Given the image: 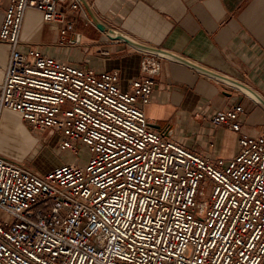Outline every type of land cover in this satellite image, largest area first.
<instances>
[{
	"label": "built area",
	"instance_id": "2783aa9c",
	"mask_svg": "<svg viewBox=\"0 0 264 264\" xmlns=\"http://www.w3.org/2000/svg\"><path fill=\"white\" fill-rule=\"evenodd\" d=\"M28 8L61 34L72 10L94 25L79 0H8L0 120L12 109L90 156L41 173L0 152V264H264V135L240 134L229 158L186 147L145 114L160 57L142 52V75L122 89L116 69L22 50ZM244 113L234 103L210 120L238 131Z\"/></svg>",
	"mask_w": 264,
	"mask_h": 264
},
{
	"label": "crops",
	"instance_id": "0c3cea01",
	"mask_svg": "<svg viewBox=\"0 0 264 264\" xmlns=\"http://www.w3.org/2000/svg\"><path fill=\"white\" fill-rule=\"evenodd\" d=\"M7 2L0 0V27ZM91 9L108 27L240 80L264 97V0H91ZM71 13L73 26L61 34L58 23L26 9L20 48L82 65L91 61L96 70L116 69L121 88L128 89L142 75V51L106 37L78 10ZM7 57L8 44L0 41V82ZM234 103L245 108L240 130L211 122L215 111ZM145 114L153 126L169 124L171 138L209 157L233 156L240 134L264 135V108L252 98L167 58H161Z\"/></svg>",
	"mask_w": 264,
	"mask_h": 264
},
{
	"label": "rangeland",
	"instance_id": "374dc122",
	"mask_svg": "<svg viewBox=\"0 0 264 264\" xmlns=\"http://www.w3.org/2000/svg\"><path fill=\"white\" fill-rule=\"evenodd\" d=\"M89 63V66L94 67L91 61ZM99 69L97 71H101ZM118 85L120 86V81ZM0 122V152L23 161L38 172H46L64 162L71 163L72 166H82L90 156L85 145L79 146L77 154L60 150L57 140L62 136L58 130L48 129L41 132L31 129L20 114L13 110L6 109ZM206 191L208 192V187ZM204 196L199 195L198 198L202 200Z\"/></svg>",
	"mask_w": 264,
	"mask_h": 264
},
{
	"label": "water",
	"instance_id": "95a60500",
	"mask_svg": "<svg viewBox=\"0 0 264 264\" xmlns=\"http://www.w3.org/2000/svg\"><path fill=\"white\" fill-rule=\"evenodd\" d=\"M83 6L85 7L88 15L90 16L94 26L99 29L102 33L106 35V37L114 40H121L131 46L134 49H137L142 52H147L154 54L161 58H167L171 59L177 62H180L182 64H185L192 69H195L196 71L207 75L213 79H216L224 84H227L231 87H234L238 89L239 91L243 92L250 98H252L256 103H258L260 106L264 108V97L256 91L254 88L250 87L246 83L237 80L235 78L229 77L227 75H224L222 73H219L215 70H212L208 67H205L199 63H196L182 55H179L177 53H174L170 50L164 49L162 47H157L153 45H149L146 43H143L141 41L136 40L135 38L131 37L130 35L114 28V27H107L103 23L99 22L97 20V16L93 13L92 9L87 4L86 0H79Z\"/></svg>",
	"mask_w": 264,
	"mask_h": 264
},
{
	"label": "bare ground",
	"instance_id": "6f19581e",
	"mask_svg": "<svg viewBox=\"0 0 264 264\" xmlns=\"http://www.w3.org/2000/svg\"><path fill=\"white\" fill-rule=\"evenodd\" d=\"M86 10V9H85ZM84 13H86L85 15H86V17H89L90 18V16L88 15V13H87V11H85ZM88 15V16H87ZM97 20L99 21V22H101V23H103L105 26H107L106 25V23H104L103 21H101V20H99L98 18H97ZM108 27V26H107ZM5 109H8L9 110V108H5ZM10 110H12V109H10ZM14 111V110H13ZM16 112V111H15ZM1 121V120H0ZM0 124H1V122H0ZM42 164H43V162H42Z\"/></svg>",
	"mask_w": 264,
	"mask_h": 264
}]
</instances>
